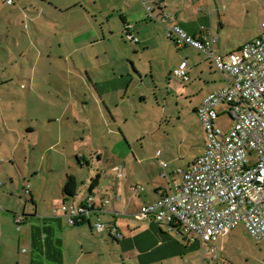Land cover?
<instances>
[{
	"label": "crops",
	"instance_id": "0c3cea01",
	"mask_svg": "<svg viewBox=\"0 0 264 264\" xmlns=\"http://www.w3.org/2000/svg\"><path fill=\"white\" fill-rule=\"evenodd\" d=\"M113 1L114 7L105 4L100 6V9L104 12V9L109 11L113 8L112 13H118L121 22H117L116 16L112 15L111 19L107 18L110 24L108 29L105 25L101 32L94 28L96 31L94 33L100 38L98 44L103 45L104 42L111 41V38L122 36V40L125 39L139 47L133 48V53L128 52L129 59L122 58L121 51H116L115 61H125L126 65L119 67L111 62V70L100 80L96 79L94 88L97 101L95 100V103L98 111L103 115L100 118L98 116L96 123L103 120L105 125L113 124L117 127L121 138L120 140L116 138L115 142L122 141L124 145L121 148L122 151L113 152L104 147L105 154H102L98 149V163L103 162L104 168L102 171L97 170V175L101 176L100 186L92 193L95 197V211L81 218L80 224H72L61 207L63 205L77 207L87 201L91 195L90 185L94 178L91 174L87 176L88 192L84 196L79 189L74 198L64 196L63 187L69 175L75 176L79 182L78 176L68 174L58 192L51 197L52 205L47 197L50 187L46 188L47 196H44L35 186L31 188L29 194L25 193L32 203L29 205L30 210L28 204L22 205V213L16 210L9 212L0 209V264H218V261L215 263L212 256L207 253L209 245L196 234L186 233L182 229H173L152 219L142 220L137 217L143 206L155 202L163 195L174 193L183 180L179 170L190 167L200 155L187 165L177 167L178 161L174 158L173 146L168 143L171 141L165 138L155 140L137 137L133 144L128 133L129 124L132 122L128 114L134 111L132 103L136 102V109H140V105L148 101L147 92H150L152 88L155 91L159 90L157 85L160 82L154 68L158 61L155 52L160 47L164 49L168 45H165L166 41L169 42L168 46L173 44L178 51L177 58L174 57L176 62L167 69L169 83L166 87L194 98V113L200 124L197 111L204 99L226 86L224 77L207 54L192 47H180L174 40L167 37L165 25L160 22L164 13L169 16L168 25H178L192 37H198L204 32L217 37L219 45L216 51L226 56L240 50L245 44L253 42L260 35L261 26L258 34L226 52V29L234 25L235 18L239 17L244 21L245 17H249L257 8L262 23L264 2L260 3V0H146L144 4L142 0H110L109 3ZM237 3L240 5H235ZM147 6L152 8V16H149ZM79 7L85 9L81 2H73L67 13ZM131 36L139 41L134 42ZM104 54L109 56L107 50ZM182 61L188 62V81L173 77V71ZM146 63L148 68L144 66ZM13 81L14 78L3 80L0 84L2 91L0 98L12 97L17 93L11 92V89L8 92V89L3 87L6 84L14 86ZM15 88L18 89V85H15ZM21 101L23 102L22 96L20 103ZM9 103L13 102L9 101ZM0 107L3 108L1 99ZM4 122L6 127H9L6 119ZM35 132L36 128L30 126L28 133ZM21 141L23 139H20ZM0 146L1 150L6 152L3 142H0ZM31 146L35 151L38 143L35 142ZM92 154L93 152L89 149L81 150V156L76 157H79L82 163L86 161L91 166L94 159H88L86 155L93 157ZM8 156V152L0 156L3 159L6 157L3 162L5 170L8 168L6 161L12 162L11 168L18 165L15 156L10 159ZM77 165L80 170H84L83 166L78 163ZM39 172L38 166L33 167V174L37 176ZM22 173L24 177H28L27 166L22 169ZM8 179L11 181V186L0 183V187L4 186L3 188L6 189L4 191L6 194L8 191L11 193V187L14 185L13 175L8 174ZM13 197L14 194L10 198ZM1 198L3 199V194L0 191ZM78 198L81 199L78 200ZM3 203L7 204L8 199ZM23 215H27L26 219L24 222H19ZM98 223L105 226L104 231L97 230ZM233 231L226 235V239L222 237L217 243V252H224Z\"/></svg>",
	"mask_w": 264,
	"mask_h": 264
},
{
	"label": "rangeland",
	"instance_id": "374dc122",
	"mask_svg": "<svg viewBox=\"0 0 264 264\" xmlns=\"http://www.w3.org/2000/svg\"><path fill=\"white\" fill-rule=\"evenodd\" d=\"M109 1L13 0L9 3L8 0H0V84L14 78L13 84L18 85V89L15 85H4L8 92L11 89L17 93L0 98L3 102V108L0 107V142L5 144L6 151L3 152L0 146V156L8 152V158L15 156L18 164L11 168L12 162L6 161L8 168L5 170L3 162L6 157L0 158V183L11 186L8 174L14 178L11 193L7 190L6 194L4 186L0 187L3 194L0 209L3 211L22 213L26 204L30 210L32 203L25 193L28 187L32 190L35 186L44 196H47L46 188L50 187L47 197L52 205L51 197L58 192L68 174L78 176L79 190L84 196L88 192L87 176L96 177L97 170L104 168L103 162L98 163V149L102 154H105L104 147L113 152L122 151V141L115 142L116 138H121L117 127L105 125L103 120L96 123L98 116L103 115L95 103L94 84L96 79L100 80L111 70V62L119 67L126 65L125 61H115L116 51H121L122 58L129 59L128 52L133 53V48L139 46L122 40V36L111 38L103 45L98 44L100 38L94 33V28L101 32L105 25L108 29L107 18L111 19L112 15L121 22L118 13H112L114 1ZM73 2H81L85 9L79 7L67 13ZM105 4L111 5L112 9H104L103 12L100 6ZM245 18L244 21L235 18L234 25L226 29V52L260 32L262 23L258 8ZM165 43L169 45V42ZM168 45L155 52L158 61L154 68L160 82L157 85L159 90L152 88L147 92L148 101L140 105V109H136V102L132 103L134 111L128 114L132 122L130 130H127L133 144L137 137L171 141L168 143L173 146L177 167H183L202 154L207 135L194 113V98L166 87L169 83L167 69L176 62L178 54L173 44ZM106 50L109 56H105ZM144 66L148 68V63ZM20 93L23 97L21 103ZM218 111L221 116L216 125L227 132L232 118L223 111L227 112L228 107L221 106ZM4 119L9 127H6ZM100 123L105 126H99ZM30 126L36 128L35 133H28ZM35 142L38 147L33 151L31 144ZM88 149L93 152V157H86L94 161L90 167L80 170L76 156H81V150ZM34 165L40 171L37 176L32 173ZM26 166L28 177L22 173ZM12 194L14 197L10 198ZM6 199L8 205L3 203ZM217 253L218 264H264V240H254L240 226L233 231L224 252Z\"/></svg>",
	"mask_w": 264,
	"mask_h": 264
},
{
	"label": "built area",
	"instance_id": "2783aa9c",
	"mask_svg": "<svg viewBox=\"0 0 264 264\" xmlns=\"http://www.w3.org/2000/svg\"><path fill=\"white\" fill-rule=\"evenodd\" d=\"M147 11L152 16L150 6ZM168 21L164 13L160 22L167 37L180 47L207 54L226 86L206 97L197 111L207 135L204 152L190 167L179 170L183 180L174 193L143 206L137 217L196 234L209 245L207 253L216 263L217 243L240 226L257 241L264 240V20L253 42L226 56L216 51L219 39L211 33L192 37L180 26L168 25ZM131 39L139 41L134 36ZM173 77L189 80L187 61L178 65ZM221 105L228 107L224 114L232 118L227 132L216 125ZM61 208L75 224L95 209V197L79 207ZM96 228L105 230L102 223Z\"/></svg>",
	"mask_w": 264,
	"mask_h": 264
},
{
	"label": "trees",
	"instance_id": "16d2710c",
	"mask_svg": "<svg viewBox=\"0 0 264 264\" xmlns=\"http://www.w3.org/2000/svg\"><path fill=\"white\" fill-rule=\"evenodd\" d=\"M77 158V163L80 165V166H90L88 162H84L82 163L81 162V159L79 157H76ZM100 178L101 176L100 175H97L96 177H94L91 181V185H90V193L91 196H93V192L100 186L99 185V181H100ZM78 189H79V182L77 180V178L73 175H69L66 179V182L64 184V187H63V194L66 198H74L77 196L78 194ZM84 207H82L83 209ZM92 211H95V209H91L89 210V213L92 212ZM27 215H23V217L20 219V222H24V220L26 219ZM80 221H77L74 225H77V224H80L79 223ZM173 229H176V230H180L181 228L180 227H174L172 226Z\"/></svg>",
	"mask_w": 264,
	"mask_h": 264
}]
</instances>
